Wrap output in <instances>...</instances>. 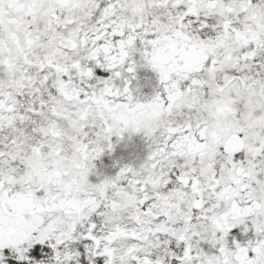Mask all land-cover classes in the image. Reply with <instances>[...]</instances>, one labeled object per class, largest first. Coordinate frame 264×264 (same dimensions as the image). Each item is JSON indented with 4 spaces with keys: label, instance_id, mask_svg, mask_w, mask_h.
Masks as SVG:
<instances>
[{
    "label": "snow or ice",
    "instance_id": "1",
    "mask_svg": "<svg viewBox=\"0 0 264 264\" xmlns=\"http://www.w3.org/2000/svg\"><path fill=\"white\" fill-rule=\"evenodd\" d=\"M0 264H264V0H0Z\"/></svg>",
    "mask_w": 264,
    "mask_h": 264
}]
</instances>
